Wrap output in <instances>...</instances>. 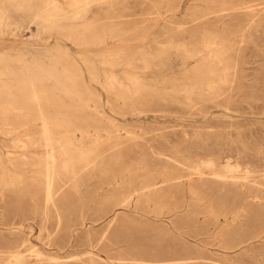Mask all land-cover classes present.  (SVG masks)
<instances>
[{
  "label": "rangeland",
  "instance_id": "1",
  "mask_svg": "<svg viewBox=\"0 0 264 264\" xmlns=\"http://www.w3.org/2000/svg\"><path fill=\"white\" fill-rule=\"evenodd\" d=\"M243 2L252 5L247 15L229 17L232 11L221 12ZM88 11L90 18L102 20L98 24L107 22L104 26L110 53L122 49L120 55L165 53L163 70L156 65L158 70L139 71L142 82L151 86L164 76L173 83L165 84L167 95L163 94V100L156 99L159 105L147 104L148 99L136 95L121 100L114 95L121 96L120 90L112 93L103 87V70L110 67L100 63L107 58L106 52L99 46H77L62 39L78 68H92L102 81L87 82L88 89L100 100V113H92L93 103L88 102L90 108H84L85 114L79 111L78 116L88 112L92 120L83 125H100L99 147L106 172L96 173L90 168L94 177L77 184L64 178L56 187L53 201L46 205L40 184L44 149L17 148L16 142L26 141V137L19 136L16 141L4 134L11 131L10 126L27 124L17 132L38 139L41 130L35 107L28 108V119L21 118L23 113L8 116L0 110V251L7 253L27 238L24 254L39 264H52L47 258L67 264H264V2L101 0L90 3ZM209 12L207 20H197ZM220 15L225 17L217 21ZM33 30L29 25L18 38L0 37V53H13L21 41H32ZM209 34L218 35L225 50L223 63L218 64L219 96L211 102L194 95L189 104L183 94L175 95L173 88L199 84L185 79L182 65L186 61L185 69L193 65L187 54L202 49ZM56 38L58 34L47 44L53 45ZM41 56L45 64L50 58L66 61L55 52ZM64 63L58 66L62 73L61 68L65 73L76 70V65ZM124 67L113 66L119 78ZM154 108L172 113L157 122L120 124L132 135L107 137L103 132L106 129L112 133L107 123L110 119L130 118L132 110L136 113ZM146 115L156 114L149 111ZM202 116L206 117L204 121H192ZM89 131L91 135L96 132L94 128ZM115 141L118 145L113 147ZM84 142L85 146L93 144ZM178 149L197 157L184 160V165L168 162L164 156H173L172 151ZM227 156L233 165H240L239 175L246 170L259 171L252 176L256 180L195 177L200 159L219 157L225 161ZM140 165L152 173L165 167L174 169L184 179L152 180L148 194L129 196L128 189L139 188L144 180H112L111 173L118 176L126 170L136 171ZM229 173L235 174L232 170ZM257 235L262 238L255 239Z\"/></svg>",
  "mask_w": 264,
  "mask_h": 264
},
{
  "label": "bare ground",
  "instance_id": "2",
  "mask_svg": "<svg viewBox=\"0 0 264 264\" xmlns=\"http://www.w3.org/2000/svg\"><path fill=\"white\" fill-rule=\"evenodd\" d=\"M97 1L101 0H0V37L14 36L18 38V33L28 29L29 25L33 26L34 29L32 31V41H21V46L13 48V53L9 51L0 53V110L8 116L9 113H23L24 115L21 118L28 119V108L32 105L35 107L36 119L40 122L39 128L41 130L38 139L28 137L27 133L17 132L19 129L27 128V124L10 126L11 131L4 134L13 137L16 141L19 136L26 137V141L18 140L16 142L15 147L17 148L41 147L44 149V157L40 162L43 170L41 174L43 180L40 181V184L44 190L46 205L53 201V195L57 192L56 187L64 178H68L77 184L81 180L94 177L90 168L96 173L106 172L102 164L104 156L99 147L100 125L96 127H93L94 125H83L87 120H92V116L88 112L84 117L79 118L78 116L79 111L81 114H85L84 108H90L88 102L93 103L92 113L96 115L100 113V100L88 89L87 82L100 83L102 81L93 72L92 68L86 70L78 68L75 60L69 56L67 46L64 45L62 39H69L77 46H99L100 50L106 52L107 58L100 61V63L110 67L103 70V79L106 85L102 86L107 92L114 93V90H120L121 96L116 93L114 95L120 97L121 100H125L126 95L128 97L136 95L139 98L148 99L147 104L159 105L160 101L156 99L163 100V94L167 95L165 84L173 83V81L163 76L162 79L157 78L154 84L149 86L142 82L140 78L139 71L146 73L157 69L156 65L160 66V70H163V66L167 61L164 62L163 60L165 53L156 51L154 53L139 52L120 55L123 49L117 50L116 53L109 52L108 32L105 31L106 27L104 26L107 22L98 24L102 20H94L88 14L90 3ZM262 2L264 0H261ZM227 10L235 14H231L229 17H240L250 13L252 5H250V2L236 3L231 8L221 12ZM210 14L211 12L206 13V15L203 14L197 20H207ZM217 17L216 20L221 21L225 16L220 15ZM54 34H58L59 38H56L55 43L49 46L47 44L48 40ZM218 39V35L209 34L208 39L201 46L202 49L187 54V60H191L193 65L188 69H185L187 61L182 65L186 73L185 79L199 82V84L191 82L192 85L184 86L181 89L173 88L174 94H183L189 104L191 103L190 98L194 95L211 102L219 96L216 84L217 80L221 78L218 76L220 70L218 64L223 63L222 54L225 50ZM53 52L59 54L60 58H65V63L61 59L52 61L50 58L49 63L46 62V64L40 60L41 54L49 55ZM29 54H31L30 59L26 58ZM82 62L86 64L87 61L83 60ZM61 63L76 65V70L71 69L72 73L70 71L65 73L66 69L61 68L64 72L62 73L58 68L59 65H62ZM117 64L125 66L120 78L113 71V66ZM190 71L193 73L190 74ZM85 72L89 73L90 76L87 77ZM147 88H150V92L143 94ZM189 88L190 90H188ZM149 111L156 115H146ZM131 112L132 117L130 118L116 117L107 121L112 128V133H108L106 129L103 131L107 134V137L110 135L111 137H117L122 133L132 135L126 126L120 124L149 120L157 122L162 117L170 116L172 113V111L164 108L142 110L136 113L132 110ZM158 114L161 115L158 116ZM205 119L206 117L202 116L201 120L193 119L192 121L200 122ZM77 121L79 123L76 124ZM100 123L103 124L104 121L101 120ZM2 127L5 128V126ZM90 128L96 130L94 135L90 134ZM58 129L62 131H54ZM78 131L80 132V138L77 137ZM84 141L93 144L85 146ZM117 145L118 142L115 141L112 146L116 147ZM172 153L173 156L163 153H159V155H165L164 157L168 159V162H174L177 165H184V160L191 159L193 156L197 157V155L179 149L172 151ZM109 159L117 160L114 157ZM225 159V161H222L219 157L206 160L200 159L197 168L194 169L196 171L195 177H199V180L203 179L201 177H204V175H208L210 180H249V177H252L253 174L257 176L259 173V171L252 173L246 170L245 174L239 175L240 165L237 163L233 165L228 156ZM204 170L208 171V174H205ZM231 170L235 174L230 175ZM174 171V169L167 170L165 167L159 173H152L148 168L140 165L136 171L126 170L118 176L114 173H111L113 176H110L112 180H144L139 188L135 186L129 188L128 194H130L129 196L139 193V195H145L151 191L149 187L153 185L152 180L170 182L171 180L184 179V176ZM252 178L256 180L255 177ZM158 191L155 190L154 193ZM52 204L54 205V203ZM254 238H262V236L257 235ZM13 247L7 253L0 251V264H39L34 262L30 256L24 254L28 249L27 238H23ZM36 256H40V254L36 253ZM46 260L51 261L52 264H67L54 258H47Z\"/></svg>",
  "mask_w": 264,
  "mask_h": 264
}]
</instances>
